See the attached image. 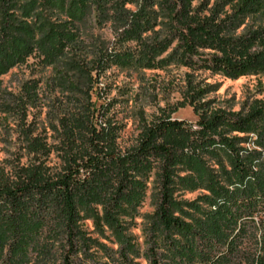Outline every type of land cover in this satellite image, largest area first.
<instances>
[{
    "label": "trees",
    "instance_id": "16d2710c",
    "mask_svg": "<svg viewBox=\"0 0 264 264\" xmlns=\"http://www.w3.org/2000/svg\"><path fill=\"white\" fill-rule=\"evenodd\" d=\"M247 18L251 23L245 24ZM103 30L111 40L102 37ZM31 58L38 59L37 79L23 82L17 94L0 83V126L11 130L12 124L28 141L29 158L25 168L0 169V264H74L84 249L80 223L86 207L98 201L99 183H108L103 209L116 223L109 207H120L129 189L127 176L148 170L149 164L157 169L159 185L153 212L162 237L159 251H165L171 264H264V232L254 235L251 247H241L233 214H249L264 201V177L249 169L236 145L242 139L237 136L255 128L264 148V103L248 111L221 108L209 98L215 84L208 82L236 80L264 69V0H0V77ZM112 68L136 75L139 86L133 98L143 100L152 89L144 80L146 71L169 77L159 75L164 106L158 117L147 119L141 108L135 110L139 133L121 148L122 155L110 150L97 126L107 127L111 145L119 141L124 124L118 112L129 106L132 94L98 107L91 101L95 87L108 86ZM171 68L185 72L174 77ZM174 93L193 107L195 123L169 117L176 110L169 103ZM109 108L114 109L110 115ZM43 109L47 127L66 142L65 151L80 146L77 157L62 158V169L52 176L31 165L44 155L36 144L44 138L27 118L29 111ZM175 138L181 142L174 144ZM218 146L231 167L226 186L239 187L224 190L215 184L208 191L223 204L220 210L232 205L235 212L228 211L222 221L220 214L205 216L206 223L193 225L173 201V177L184 150L188 159L202 163L201 155ZM244 219L254 228L250 216ZM200 241L205 242L202 248L196 244ZM130 247L123 243L117 256L123 259ZM154 248L156 244L148 250V264H157Z\"/></svg>",
    "mask_w": 264,
    "mask_h": 264
},
{
    "label": "rangeland",
    "instance_id": "374dc122",
    "mask_svg": "<svg viewBox=\"0 0 264 264\" xmlns=\"http://www.w3.org/2000/svg\"><path fill=\"white\" fill-rule=\"evenodd\" d=\"M251 23L247 18L245 24ZM96 32V31H95ZM102 37L111 40L112 37L108 30L99 32ZM37 58H31L27 64L19 68L12 69L6 75L0 77L1 88L8 89L14 93H18L23 82L31 79H37L40 75L37 73ZM169 74L178 77L185 72L184 69L169 70ZM49 72L47 71L45 75ZM159 75L160 78H169L159 70L145 72L144 80L150 84L151 95L148 99L143 100L141 96L133 98L139 81L136 75L128 77L126 72L120 73L112 68L107 72L109 77L108 86L99 85L95 87L91 94V101L98 107L101 104H107L112 98L126 100L132 94L131 102L128 107L121 109L118 112L119 120H122L124 128L121 131L119 141H114L111 145L110 132L107 127L103 129V139L108 142L110 150L115 154H123V146H130L133 140L137 137L139 121L135 114L139 108L142 109L147 119H153L159 116V108L164 104L160 102L159 97ZM203 77H206L204 75ZM210 84H215L213 93L209 98H215L218 106L224 109H229L232 112L248 111L255 103H264V69L252 76L242 77L236 80L212 78L209 79ZM169 103L176 110L169 114L171 119L183 120L189 123H195L197 115L192 106L188 103H183L178 93H174L169 98ZM114 109L107 110L110 115ZM98 120H99V116ZM10 119L8 120V122ZM28 123H32L34 128H37L36 133L44 138L36 144L44 151V155L36 162H31L35 166V171L42 175L52 176L62 169L63 159L65 156H71L73 159L77 157L79 144L70 145L69 150L65 151L66 142L61 141L55 131L49 129L45 120V109L40 111H29L27 118ZM101 119L99 120L100 123ZM98 123V124H99ZM12 129H4V125L0 126V169L5 172H11L13 169L25 168L28 166L29 158L26 154V144L28 141L20 136L16 129L11 124ZM254 131V132H253ZM253 133L239 135L237 138H242L237 142V148L241 150L240 157L247 160L249 169L254 172L261 173L264 177V148L258 134ZM101 132V131H100ZM34 133V135L36 134ZM229 137H233L232 135ZM174 144L180 143V139H172ZM69 147V146H67ZM222 147L213 148L206 155H201L202 163H195L188 159L186 150L180 156L181 165L175 171L177 176L173 177V201L179 204L182 209V217L195 225L198 222H205V216L217 217L225 220L230 214L235 212V208L231 205L225 210L220 208L223 204L214 199L209 193L210 186L219 184L224 190H233L239 187V184L226 186V178H230L231 167L228 158L222 151ZM152 164V163H151ZM198 164V166L196 165ZM201 164V165H199ZM218 164V165H216ZM148 167V170L141 169L140 171L129 175L127 195L119 204L117 210H113L112 206L109 211L113 212L114 221L110 222L104 214V205L107 202V190L103 187L108 183H100L95 191L94 202L90 203L84 212V220L82 224V232H84V245L80 254L74 258V264H148V250L156 244L154 253H156L157 264H171L169 258L165 257V251L160 252L159 246H162V237L156 229V224L153 216L156 199L158 198L159 185L157 182L155 166ZM191 169L188 171L187 168ZM123 170L129 173L128 165H121ZM129 170V171H128ZM244 183V182H243ZM215 196V195H214ZM96 200V202H95ZM248 212L233 213L236 219L234 225V235L238 243L243 248L252 246L254 235L264 232V201L256 203ZM98 214L97 219L95 215ZM250 216L255 224L252 228L250 221L245 220L246 216ZM97 220L98 223L95 221ZM245 222V224H244ZM244 231L242 236H238ZM238 236V238H237ZM235 239V240H236ZM127 242L130 244V251L125 252V258H120L116 254L117 249H121V245ZM205 242L196 243L197 247L204 246ZM119 244H121L119 246ZM125 246H122L124 248ZM239 247V246H238ZM240 247V248H241ZM202 248V247H201ZM223 250V249H222ZM108 257V258H107ZM166 259V260H165ZM125 261V262H124Z\"/></svg>",
    "mask_w": 264,
    "mask_h": 264
}]
</instances>
